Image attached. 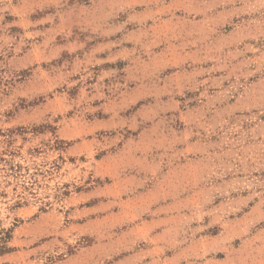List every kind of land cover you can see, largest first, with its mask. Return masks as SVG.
Segmentation results:
<instances>
[{"label": "rangeland", "instance_id": "obj_1", "mask_svg": "<svg viewBox=\"0 0 264 264\" xmlns=\"http://www.w3.org/2000/svg\"><path fill=\"white\" fill-rule=\"evenodd\" d=\"M0 264H264V0H0Z\"/></svg>", "mask_w": 264, "mask_h": 264}, {"label": "trees", "instance_id": "obj_2", "mask_svg": "<svg viewBox=\"0 0 264 264\" xmlns=\"http://www.w3.org/2000/svg\"><path fill=\"white\" fill-rule=\"evenodd\" d=\"M1 239L3 240V239H5V237L4 238H1Z\"/></svg>", "mask_w": 264, "mask_h": 264}]
</instances>
